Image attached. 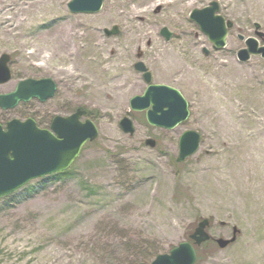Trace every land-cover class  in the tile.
Returning a JSON list of instances; mask_svg holds the SVG:
<instances>
[{"label": "rangeland", "instance_id": "rangeland-1", "mask_svg": "<svg viewBox=\"0 0 264 264\" xmlns=\"http://www.w3.org/2000/svg\"><path fill=\"white\" fill-rule=\"evenodd\" d=\"M68 1L0 0V55L9 54L11 71L0 92L49 76L57 85L51 111L83 106L98 129L66 171L0 198V264H148L203 217L213 238H229L234 226L238 233L225 248L197 249L194 264H264V58L236 55L246 37L264 44V0H103L94 13L70 12ZM210 1L233 22L222 48L188 17ZM112 25L119 32L106 35ZM98 56L110 71L122 68L102 87L87 82ZM139 60L153 83L181 92L184 122L164 129L130 110V97L146 86L133 67ZM36 105L0 108V122ZM124 115L133 134L118 125ZM188 129L200 133L199 147L177 162L178 138Z\"/></svg>", "mask_w": 264, "mask_h": 264}, {"label": "water", "instance_id": "water-1", "mask_svg": "<svg viewBox=\"0 0 264 264\" xmlns=\"http://www.w3.org/2000/svg\"><path fill=\"white\" fill-rule=\"evenodd\" d=\"M103 0H70L67 7L71 12H97ZM219 5L211 1L202 8H193L189 18L194 20L200 30L213 43V47L225 44L227 29L232 26L230 20H225L217 13ZM106 35L118 33V27L104 28ZM160 34L169 39L171 32L167 27L160 29ZM239 38H243L241 35ZM251 54H259L264 58V45H258L254 37L245 39V47L240 48L236 55L240 61L249 59ZM9 55H0V83L10 79L8 68ZM147 83L140 95H134L129 100L133 110H145V117L149 124L171 129L184 121L188 116L187 102L174 87L165 84L151 83V73L142 61L133 64ZM55 83L51 78H25L19 80L15 88L7 93H0V106L4 109L14 107L19 101H28L32 97L45 100L53 94ZM86 113L85 109L77 108L67 116L56 115L51 128L56 133L55 138L48 130L39 129L31 118L9 120L5 128L0 124V197L5 196L23 186L27 181L45 174L65 169L77 156L83 143L97 137V128L90 119L80 120ZM124 133L132 134L134 125L128 116L118 121ZM200 140V134L195 130H185L178 139V155L176 160L183 161L193 154ZM145 143L155 145V140L147 138ZM208 218L198 221L189 238L193 243L185 240L172 247L168 253L155 256L150 264H193L196 254L193 244H200L210 235L206 231ZM237 228L233 227L230 238L218 237L215 242L219 248H225L236 238ZM145 264V263H141Z\"/></svg>", "mask_w": 264, "mask_h": 264}, {"label": "flooded vegetation", "instance_id": "flooded-vegetation-1", "mask_svg": "<svg viewBox=\"0 0 264 264\" xmlns=\"http://www.w3.org/2000/svg\"><path fill=\"white\" fill-rule=\"evenodd\" d=\"M53 96H54V94L51 97H49L48 99H46L45 101H40L36 98L30 99L29 101H26V102L20 101L18 104L26 105L31 100H35V104H37V105L34 106V108H33L34 112L32 114L26 115L23 118H20V117H17V118H20V119L31 118L35 122V125L37 128L48 130L51 134L56 136V133L51 128V123H52L53 118L56 115L67 116L70 113H72L73 111H71L69 113H63V112L59 111V109L56 110L58 112L51 111L50 105L55 104V100L53 101V104H51ZM62 102H63V100H60V102H59L60 107H62V105H63ZM47 103H50V104H47Z\"/></svg>", "mask_w": 264, "mask_h": 264}, {"label": "bare ground", "instance_id": "bare-ground-1", "mask_svg": "<svg viewBox=\"0 0 264 264\" xmlns=\"http://www.w3.org/2000/svg\"><path fill=\"white\" fill-rule=\"evenodd\" d=\"M171 2L173 5H175L178 1L171 0ZM159 5L160 4L152 3L150 7H155V6L159 7ZM69 31H70V28L68 29L67 34H66L67 39H70L71 41H73L75 36L70 34ZM102 60H106V59L104 57L98 56L95 60L89 61V63H91L92 65V71L87 77L88 79L87 82L97 87H102V85L109 84L112 81V78L116 76V74L120 72L122 69L119 65H116L115 69L113 71H110L109 67L106 64H104Z\"/></svg>", "mask_w": 264, "mask_h": 264}, {"label": "trees", "instance_id": "trees-1", "mask_svg": "<svg viewBox=\"0 0 264 264\" xmlns=\"http://www.w3.org/2000/svg\"><path fill=\"white\" fill-rule=\"evenodd\" d=\"M205 245H207V244L205 243V244H203L202 246H205Z\"/></svg>", "mask_w": 264, "mask_h": 264}]
</instances>
